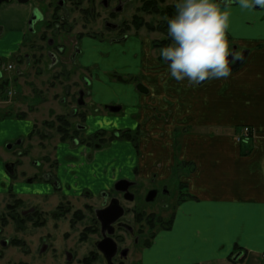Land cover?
Masks as SVG:
<instances>
[{
  "label": "rangeland",
  "instance_id": "rangeland-1",
  "mask_svg": "<svg viewBox=\"0 0 264 264\" xmlns=\"http://www.w3.org/2000/svg\"><path fill=\"white\" fill-rule=\"evenodd\" d=\"M174 3L175 0H166L161 4L162 10L171 8L174 15ZM7 5L9 4L0 6V60L4 66L9 63L13 70L3 71L4 77L10 79L11 85L10 89L7 87L3 91L0 90V264H84L86 258L99 254L95 244L101 237L93 231L96 228L94 214L86 207L100 209L106 195L114 192V186L123 180L140 186V189L136 187L132 190L136 195V203H122L124 207L130 209L136 205L138 209L143 208L144 215L156 214L160 224L154 223V231L144 234L141 228L146 227L135 222L134 212L130 209L122 223L130 226L135 235L131 236L119 230L116 237L120 250L128 249L129 256L123 262H120V259L115 260L114 264H144L141 261V256L144 255L143 258L146 256L143 242H148L147 247H151L160 236L173 233L177 209L182 201L188 199L187 188L183 184L184 176L192 173L190 166L186 168L178 164L175 166V174L169 180L152 183L150 178L141 179L136 176L143 157L142 139L149 138L147 140L149 143L153 141L151 137L155 135L154 133H158L159 136L160 132L162 135L168 130L172 132L175 128L170 118L162 117L160 118L164 120L162 122L157 119V116L159 118L161 115L159 107L168 105L162 108L167 107L169 111L172 109L173 105L170 107L167 102L168 97H163V93L155 97L153 95L144 97L137 91V86L143 84V79L147 76L152 80L155 77H163L166 79V85L171 84L168 66L159 55V49L170 44L171 39L167 29L160 32L157 28L164 19L168 20V17L143 14L138 11L142 6L140 0H130L127 10L123 13L124 20L129 24L126 40H123V35L118 32L106 35L104 41H100L99 36L80 39L77 36L81 32L84 35L86 33L93 35L92 30L100 26L101 19L95 22L92 17L84 16L81 10H90L91 5L88 3L81 5L82 9L70 7L71 17L67 27L69 32L66 33L71 35L65 36L67 49L68 53L73 50L76 53L79 51L80 54L76 62L51 71L46 54L38 53L40 47L36 49L40 46L36 35L43 33L45 25L52 23L53 17L48 13L45 24L42 21L36 23L33 33L30 32L28 18L25 22V11H29L30 15L35 8H39L41 13L46 12L47 2L38 6L33 3L25 5V10ZM134 17H138L146 26L137 30L133 25ZM48 34L50 37L53 36L52 32ZM109 38L120 39V45L108 44ZM33 41L36 42L33 43L36 44L34 49L30 47V42ZM20 47V54L15 60L10 61ZM28 54L34 58L43 56L44 59L40 65L33 67L32 63L28 66ZM19 59L21 65L15 62ZM143 66L146 75L142 73ZM15 68L17 69L14 70ZM21 68L23 76L15 80ZM55 75L59 77L55 78ZM96 80L111 84L108 85L110 93L103 101L95 99L100 98ZM181 83L182 96L186 95L187 86L196 91L203 84L193 85L187 80ZM33 89L43 94L44 104L32 98ZM9 92H13V95L7 98ZM81 92L85 94L84 106H79L77 102ZM90 94L93 95V100L90 99ZM142 98L147 100L145 116H142ZM122 106V111L118 113L107 110L108 107ZM180 106L184 109L183 103ZM188 106L191 108L192 103ZM193 107L196 108L195 105ZM50 109H55L57 113L54 115L59 114L58 116L63 117L69 124L65 127L66 125L61 122V127L68 128L70 137H73L69 138L68 142H61V133L57 132L60 127L58 117L50 114ZM74 110L75 115L72 114ZM21 112L28 113L27 120L17 118ZM7 113L12 116L5 117ZM82 115L85 117L84 122L80 118ZM153 118L161 122L157 132L154 128L148 129L147 124L153 122ZM78 125L84 128L81 132L77 130ZM34 126L35 134L33 138L28 139ZM195 130L194 134L201 135L200 126ZM125 131L134 133L137 138L136 144L116 138ZM98 133L104 134L102 139L105 142L97 139L88 145L86 142L89 138ZM172 135L171 133V138L168 135L170 140L165 139L163 135V142L168 150L173 141L174 145L182 146L185 133L177 132L175 134L177 139H173ZM253 136L252 129L248 137L245 128L242 129L243 141H249ZM74 138L77 140L72 142ZM237 140L239 141V138ZM22 141L23 143L19 144ZM157 141L160 139L157 138ZM149 145L152 148V143ZM99 146L100 148H97ZM175 151L179 152V149L176 148ZM11 164L15 165L13 174L8 168ZM163 185L168 186L170 196L169 200L166 199L169 206L167 211L161 210L164 203L145 202L150 189ZM17 199L23 203L18 209L19 212L23 209L28 212L26 218L36 212L39 216L33 219L31 216L25 218L24 224L14 222L9 216L12 211L10 206H14ZM76 211L83 213L82 220L74 219ZM63 212L64 217L58 218V214L61 215ZM54 214L57 216L54 217ZM146 218L143 219L145 222L148 221ZM139 234L142 235V240L140 245L136 246L134 239ZM68 254L72 255L71 260L68 259ZM241 257L242 255H238L237 258ZM261 259L264 261V255ZM260 263L264 264L262 261ZM89 264L107 263L99 254L97 261L92 260Z\"/></svg>",
  "mask_w": 264,
  "mask_h": 264
},
{
  "label": "crops",
  "instance_id": "crops-1",
  "mask_svg": "<svg viewBox=\"0 0 264 264\" xmlns=\"http://www.w3.org/2000/svg\"><path fill=\"white\" fill-rule=\"evenodd\" d=\"M7 7L25 10V6L16 4ZM25 13L26 22L30 12ZM229 38L237 51L248 52V57L227 78L207 81L196 91L187 86L184 96L182 81L172 78L171 84L166 85L163 77L143 79L149 90L147 97L161 93L168 97L167 102L173 107L169 111L162 108L168 105L159 107L158 103L161 115L157 119L170 118L175 128L162 135L160 132L159 136L154 133L153 141L149 142L152 148L147 142L149 138L142 139L140 178L156 176L158 181H164L175 174L178 164L192 168V173L184 176L188 199L177 209L174 231L168 237L160 236L146 249L144 264L264 262L261 259L264 255V10L249 12L234 7ZM142 73L146 75L144 66ZM95 83L100 96L95 99L103 101L110 93V83L97 80ZM90 99L93 100L92 94ZM141 101L145 116L147 100ZM178 102L184 104V109ZM157 119L147 124L148 129L157 132L164 121ZM199 126L201 135L194 134ZM243 128L254 131L253 139L237 140ZM179 131L185 133L182 146L174 145L173 141L168 150L164 137L171 138L172 133V138L177 139L175 134ZM238 255L242 257L239 259Z\"/></svg>",
  "mask_w": 264,
  "mask_h": 264
},
{
  "label": "flooded vegetation",
  "instance_id": "flooded-vegetation-1",
  "mask_svg": "<svg viewBox=\"0 0 264 264\" xmlns=\"http://www.w3.org/2000/svg\"><path fill=\"white\" fill-rule=\"evenodd\" d=\"M0 1H3L0 4V6L2 4H16L18 6H25V5H30L31 3L35 4V6H38V5H40V3L47 2L46 12H42L44 14H42L40 12L41 10H39V8H35V10H38L40 12V14L42 16L41 21L43 23L45 22L46 16L49 13V16L53 17L52 23L46 24L44 27L43 33L36 35L37 40L40 42V46H37V48H36V44H33L35 41H37V40H35L33 42H30V44H31L30 47L32 49H34V48L38 49L40 47L38 49V53L40 52L43 55L46 54L45 57L48 59V61L50 63L49 69L51 71H53L57 68L61 69V67H63V68L67 67V65L70 64L71 62H76V59L78 58V56L80 54L79 51L76 53L73 50L69 51V53H68V49H67V44H66L67 42H66L65 36L71 35V33H66V32H69V29L67 27H68V22H70V17H71L70 7H71V9L75 8V7L80 9L81 5L88 3L91 5L90 10H85V9L81 8L82 9L81 12L84 14V16H87V17L89 16L90 18L92 17L93 21H95V22L99 18L101 19L100 26H98V28L96 30H92L94 32L93 35L88 34V33H86V35H84L81 32L77 36V37H80V39H84L85 37H88L91 39V38H97L99 36L100 41H104L106 35L116 33V32L123 35V40H126L128 37L127 33L129 31V24L127 23L126 20H124V14L123 13H124V11L127 10V7H128V4L130 3V0H27L28 2L25 4L20 3L18 0H0ZM32 15H33V12H31V15L28 18L29 22L32 18ZM41 21H38V22H41ZM33 30H34V27H33ZM30 32L33 33L31 26H30ZM49 32H52L53 36L51 35V37H50L48 34ZM60 32H61V36H60L61 42H60V37H59ZM108 44L120 45V39L117 40V39H112V38L110 39L109 38ZM21 47H20L18 52H16L15 54L12 55V57L10 58V61H12L13 59L15 60L16 57L20 54ZM42 59H44L43 56L41 58H34V56H31L30 54H28L27 55V64H28V66H31V64L33 63V67H35L37 65H40V62L42 61ZM15 62H17V63H19V65H21L20 59L16 60ZM8 64L6 66H4L0 60V90L1 91H3V89H6L7 87H8L7 89H10V85H11L10 79L8 77H4V75H3V71L10 72L9 70H13V67L11 65H8ZM16 69L17 68H15L14 70H16ZM22 76H23V70L21 68L18 70V75L15 76V80H18V78H20ZM55 76H56L55 78L59 77V75H55ZM139 85H142V84H139ZM137 91H138V89H137ZM139 93L142 96L147 95V94H143L141 92H139ZM12 95H13V92H9V94H7V98L9 96H12ZM32 96H33L32 98L39 101L40 104L45 103V98H42L43 94H41V92H38L37 90L33 89ZM84 96H85L84 92H81L79 99L77 101L79 106L85 105ZM61 101L62 100H60V104H61ZM64 103H65V101H64ZM108 108H107V110H108ZM122 109H123V106L121 108V111H122ZM49 113L54 115L57 112L55 109H50ZM22 114H25L27 117L29 116L27 112H21V114H19V115H22ZM72 114L75 115L76 111L74 110ZM58 115L56 114V115H54V117L55 116L61 117ZM11 116L12 115L10 113H7L5 115V117H8V118ZM80 118L84 122L85 117L82 115ZM83 129H84L83 126L78 125V127H77L78 132H81ZM34 130H35V126H34L33 131ZM32 132L30 133V135L32 134ZM30 135L28 136V139H31ZM75 140H77V139L74 138L72 140V142ZM61 142H63V141H61ZM22 143H23V141L19 142V144H22ZM86 143L88 145H91L93 142H86ZM11 148H12V146H10V149ZM97 148H100V146ZM8 168L10 170V173L13 174L15 165L11 164L8 166ZM136 174H138V171H136ZM136 176L140 177L139 174ZM125 181L132 184L131 187L129 188L128 192L116 190L115 186H114V192H112L109 195H106L105 201H104V203L100 209L93 210L92 208H90L88 206L86 207L87 209L91 210L94 214V224L96 225V228H94L93 231H95V234H98L101 237V240L96 242L95 248L99 252V254H101V256L104 258V260H106V258L97 248L98 243L104 239V235L102 232V222L99 220L97 214H98V212L106 210L107 208H109L112 205L113 201H117L118 205L121 208H123V210H124L123 217L121 219H119V221H117L114 225L111 226L114 230L113 231L114 234L112 235V238L115 242L118 239V238L116 239V237H117V233L119 232V230L125 231L126 233L130 234L131 236L135 235L133 229L130 228V226H128L125 223H122V220L125 218V216L130 213V209H132L134 212L133 216L135 218V222L139 223L141 226L146 227V228H141V230L144 231V234H145V232H148V231H152V232L154 231V228H155V226L153 225L154 223L160 224V220L156 219V214L144 215L143 208L138 209V206H136V205H134L135 208H130V209L129 208L126 209L124 207V205L122 203H124V204H135L136 203V195H135V193L132 192V190L135 189L136 187L138 189H140V186L138 184H135L134 182H131L129 180H125ZM150 181L152 183H155L158 180L156 179V176H152L150 178ZM150 194L154 195L155 199L153 202H148V198L150 197ZM131 197L133 198L132 200L129 199ZM166 199H168V200L170 199V196L168 195V186L163 185L162 187H155V188L150 189L149 192H147V194H146L145 202L147 204H153V203H156L158 201L161 203H164V205L162 206L163 208H161V210L167 211L169 206L166 204ZM18 200L19 199L15 200V201H18ZM18 209H15V212L11 211V213L9 214L10 218L16 223H23V221L26 220L27 218H30V216L32 217V219L35 216L36 217L39 216L38 212H36L35 214L33 213V215H31V214L28 215L26 218V214H28V212L24 209L22 210V212H19ZM32 210L35 211L34 209H32ZM78 212H81V211L75 212L74 219L78 220V218L76 217V214ZM55 215L56 214H54V217H55ZM58 215L60 216V214H58ZM63 215H65L64 212L61 213V218L64 217ZM82 215H83V213H82ZM146 217H148V218H146ZM144 218L148 219V221L145 222L143 220ZM3 220H2V222H3ZM154 221H156V222H154ZM4 224H6V222ZM0 232H1V230H0ZM106 233L108 234V231H106ZM141 234H143V233H141ZM141 234H139V236L134 239V245H136V246L140 245L141 240H142ZM84 238H86V236ZM143 245H144L145 249L150 248V247H147L148 242L146 243V241L143 242ZM126 251H127V254L125 256H123L122 254ZM99 254L98 253L94 254L93 256L90 257V259L97 261ZM128 256H129V250L128 249L120 250V248L118 246L117 255L113 258L111 263H109L107 260H106V263L107 264H114V261L118 260V259H120V262H123V260L126 261L128 259ZM67 257L69 260H71L72 255L68 254ZM143 257H144V255L141 256V261H143V263H144L145 258H143Z\"/></svg>",
  "mask_w": 264,
  "mask_h": 264
},
{
  "label": "clouds",
  "instance_id": "clouds-1",
  "mask_svg": "<svg viewBox=\"0 0 264 264\" xmlns=\"http://www.w3.org/2000/svg\"><path fill=\"white\" fill-rule=\"evenodd\" d=\"M234 7L264 10V0H175L167 20L171 43L159 49L171 78L199 85L232 74L243 59L229 38Z\"/></svg>",
  "mask_w": 264,
  "mask_h": 264
},
{
  "label": "water",
  "instance_id": "water-1",
  "mask_svg": "<svg viewBox=\"0 0 264 264\" xmlns=\"http://www.w3.org/2000/svg\"><path fill=\"white\" fill-rule=\"evenodd\" d=\"M20 3H27V0H18ZM3 1H0V4ZM42 20V16L40 14V12L38 10H34L32 18L29 22L32 31H33V27L34 25L38 22ZM243 59L241 61H238L234 66H233V72L238 70L240 67H242L248 57V52H244L242 54ZM212 79H216V78H212ZM209 79V80H212ZM209 80H206L202 83H205ZM137 89L139 92L143 93V94H147L148 90L143 86V85H138ZM111 112L113 113H118L121 111L120 107H109L108 108ZM131 183L123 180L118 182L115 185V189L119 190V191H124V192H128L129 188L131 187ZM127 196V195H126ZM129 199H133L132 197ZM154 195L150 194V197L148 198V202H153L154 201ZM98 218L99 220L102 222V232L104 235V239L98 243L97 248L98 250L104 255V257L106 258V260L111 263L113 258L117 255L118 252V245L117 243L113 240L112 235L114 234V230L111 227L112 225H114L117 221H119V219H121L124 215V210L123 208H121L117 201H113L112 205L107 208L106 210L100 211L98 212ZM111 227V228H110ZM106 231H108V234L106 233ZM4 245H6L4 243ZM127 254V251L124 252L122 255L125 256Z\"/></svg>",
  "mask_w": 264,
  "mask_h": 264
},
{
  "label": "trees",
  "instance_id": "trees-1",
  "mask_svg": "<svg viewBox=\"0 0 264 264\" xmlns=\"http://www.w3.org/2000/svg\"><path fill=\"white\" fill-rule=\"evenodd\" d=\"M165 1L166 0H140L142 6L140 7V9L138 11L143 13V14L147 13V14H152V15H160V16H163L165 18L166 17L170 18L171 16H173V10L171 8H167L166 10H162V7H161V4H163ZM133 25L135 26V28L137 30L140 29L143 26H146V24L141 22V20L138 17L134 18ZM149 26H151V25H148V27ZM157 28H158V30H160V32H163L164 30H166L167 29V20L164 19L158 25ZM17 118L18 119H26L27 116L25 114H22V115H18ZM58 121H59L60 127H58L57 132L61 133V141L67 142L68 140L72 139L73 137H70V134L68 133V128L61 127V122H62V124L66 125L65 127H68L69 124L65 121V119L63 117H58ZM34 134H35V130L30 135V138H33ZM103 135L104 134H102V133L95 134L89 139L88 142H95V141H97V139H100L101 142L104 143L105 140L102 139ZM135 135H136V133H135ZM116 138H120V139H124V140H127V141H131L134 144L137 143V138L134 136V133L131 132V131L122 132ZM22 206H23L22 202L15 201V205L14 206L13 205L10 206V208H11L12 212H15V209H18V208H20ZM56 216L57 215H55V217ZM60 217H61V215L58 216V218H60ZM76 217L78 218V220H82L83 219V216H82L81 212H78L76 214ZM91 261L92 260L90 258H86V260H84V264H89V263H91Z\"/></svg>",
  "mask_w": 264,
  "mask_h": 264
},
{
  "label": "built area",
  "instance_id": "built-area-1",
  "mask_svg": "<svg viewBox=\"0 0 264 264\" xmlns=\"http://www.w3.org/2000/svg\"><path fill=\"white\" fill-rule=\"evenodd\" d=\"M249 133H250L249 129H246V136L247 137H248Z\"/></svg>",
  "mask_w": 264,
  "mask_h": 264
}]
</instances>
